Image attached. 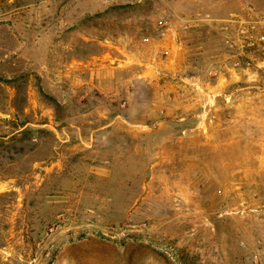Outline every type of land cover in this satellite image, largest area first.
Instances as JSON below:
<instances>
[{"label":"rangeland","instance_id":"1","mask_svg":"<svg viewBox=\"0 0 264 264\" xmlns=\"http://www.w3.org/2000/svg\"><path fill=\"white\" fill-rule=\"evenodd\" d=\"M0 264H264V0H0Z\"/></svg>","mask_w":264,"mask_h":264}]
</instances>
